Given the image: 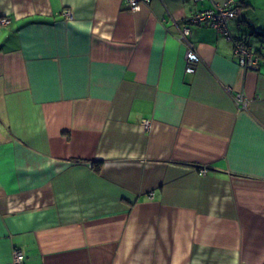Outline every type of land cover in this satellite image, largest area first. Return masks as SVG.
<instances>
[{
  "label": "crops",
  "instance_id": "obj_1",
  "mask_svg": "<svg viewBox=\"0 0 264 264\" xmlns=\"http://www.w3.org/2000/svg\"><path fill=\"white\" fill-rule=\"evenodd\" d=\"M226 1L0 0V264H264V65L189 23Z\"/></svg>",
  "mask_w": 264,
  "mask_h": 264
},
{
  "label": "built area",
  "instance_id": "obj_2",
  "mask_svg": "<svg viewBox=\"0 0 264 264\" xmlns=\"http://www.w3.org/2000/svg\"><path fill=\"white\" fill-rule=\"evenodd\" d=\"M203 1V0H202ZM150 0H126V4L131 8V10H138L140 5L148 4ZM237 16L236 1L227 0L221 5L204 11H198L194 13L189 23L192 25H206L214 27L224 33L229 39L234 42V56L237 59L238 65L246 70H256L258 69L262 61L258 55L255 54L252 46L247 42L246 38L243 36L232 37L229 30V22L235 19ZM10 23L7 18H0V29ZM180 39L187 44L186 61H187V71L189 73L195 72V65L199 63V55L191 42L190 38L192 36V30L189 25H184L179 28ZM235 101L238 107L246 109L248 107V99L244 93H239L235 96ZM144 126L146 129L150 128V122L144 121ZM205 169H200L199 175L203 176L206 174ZM25 257L21 251H14V261L16 264H21Z\"/></svg>",
  "mask_w": 264,
  "mask_h": 264
},
{
  "label": "trees",
  "instance_id": "obj_3",
  "mask_svg": "<svg viewBox=\"0 0 264 264\" xmlns=\"http://www.w3.org/2000/svg\"><path fill=\"white\" fill-rule=\"evenodd\" d=\"M248 35L262 37L264 39V33L258 32L253 26L249 27V33H246ZM255 54L258 55L262 61L261 65H264V54L260 53L259 51L254 50Z\"/></svg>",
  "mask_w": 264,
  "mask_h": 264
},
{
  "label": "rangeland",
  "instance_id": "obj_4",
  "mask_svg": "<svg viewBox=\"0 0 264 264\" xmlns=\"http://www.w3.org/2000/svg\"><path fill=\"white\" fill-rule=\"evenodd\" d=\"M251 43H252V40H251ZM254 44V43H253Z\"/></svg>",
  "mask_w": 264,
  "mask_h": 264
}]
</instances>
